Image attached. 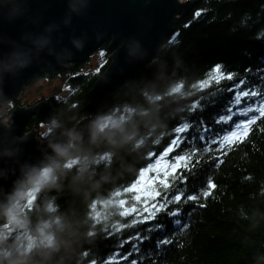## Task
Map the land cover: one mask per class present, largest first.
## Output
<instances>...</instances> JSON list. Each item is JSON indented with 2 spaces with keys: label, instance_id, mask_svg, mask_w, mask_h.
Here are the masks:
<instances>
[{
  "label": "trees",
  "instance_id": "obj_1",
  "mask_svg": "<svg viewBox=\"0 0 264 264\" xmlns=\"http://www.w3.org/2000/svg\"><path fill=\"white\" fill-rule=\"evenodd\" d=\"M185 1L186 11L151 58L94 112L72 118L67 159L76 161L48 166L50 176L31 205L14 213L35 242L27 246L0 230V264L264 259V0ZM109 43L98 48L108 58L96 72L82 71L85 60L41 75H61L69 88L64 97L47 99L57 116L54 130L87 104L116 48ZM106 117L117 122L103 124ZM219 117L223 124L215 122ZM200 118L216 139L205 148L200 135L181 147L197 136ZM147 167L143 188L132 190ZM36 179L4 200L0 228L9 202ZM41 234L45 242L38 241ZM112 252L128 255L112 262Z\"/></svg>",
  "mask_w": 264,
  "mask_h": 264
},
{
  "label": "water",
  "instance_id": "obj_2",
  "mask_svg": "<svg viewBox=\"0 0 264 264\" xmlns=\"http://www.w3.org/2000/svg\"><path fill=\"white\" fill-rule=\"evenodd\" d=\"M187 7L180 0H0V105L42 74L87 60L108 39L116 46L87 104L43 140L25 125L57 119L49 100L16 106L8 124L0 120V205L39 169L62 164L72 118L94 112L150 59Z\"/></svg>",
  "mask_w": 264,
  "mask_h": 264
},
{
  "label": "rangeland",
  "instance_id": "obj_3",
  "mask_svg": "<svg viewBox=\"0 0 264 264\" xmlns=\"http://www.w3.org/2000/svg\"><path fill=\"white\" fill-rule=\"evenodd\" d=\"M180 1L183 2L185 0H180ZM107 58L108 57L104 53V50L97 49L87 58L86 64L83 67L82 71L83 72L98 71L100 66L104 64ZM64 83H65V79L61 75L54 76L51 78L41 77V76L37 77L22 89V91L19 93L17 97L18 102L23 105L28 104V106L26 107H29V106L39 103L40 101L47 100L51 96L55 98H62L69 92V88L65 86ZM11 101L12 100H5L3 103H1L0 116L2 114H6L8 110H10V108L12 107ZM5 118H7V116H4L1 120L3 123H5ZM116 122H117L116 119L110 118V117H106L103 120V124H108V125H112ZM55 127H56L55 120H50L48 122H44L43 124H41L40 127L37 129L38 131L36 133L38 140H42V138L44 139L48 135H50L53 132ZM70 130H71V127L67 131V137H70V134H69ZM29 131H25V133H28ZM75 161L76 159H67L66 157L64 161L62 162V164L68 166V165L73 164ZM147 170L148 169H145L144 171H142L139 177L138 183L134 185L135 187H133L134 189L132 190H140L143 188L144 183H146ZM50 173H51V170H50V167L48 166L45 168L39 169L31 177L23 181L21 186H19V188L16 189L10 196L5 198V199H8L12 195H14L24 185L26 181H28L30 178H32L36 174L37 179L34 185L27 190H21L18 193L16 199L14 201L9 202V204L5 208V212L7 213L6 222L0 228V230L2 231L1 235L3 237H7L10 234H12L11 232H14L15 235L17 236L16 239L19 243L21 242L22 239L27 240V246H30L32 242H35L33 238H31L27 233L24 232V229L22 228L20 223L17 222L14 216V213L17 212L18 210H23L24 207H29L31 205V202L34 199L35 193L37 191V188L40 186V184H42L43 181L49 178ZM4 200H1L0 207H2ZM40 236L41 237L38 239V241L44 242L46 240V237L43 236L42 234Z\"/></svg>",
  "mask_w": 264,
  "mask_h": 264
},
{
  "label": "bare ground",
  "instance_id": "obj_4",
  "mask_svg": "<svg viewBox=\"0 0 264 264\" xmlns=\"http://www.w3.org/2000/svg\"><path fill=\"white\" fill-rule=\"evenodd\" d=\"M41 77H45V76H41ZM237 103V102H236ZM51 104V103H50ZM53 109V108H52ZM96 110V109H95ZM94 110V111H95ZM235 111V114L237 113L238 111V108L237 106L234 107L233 109ZM208 119V118H207ZM57 120V119H56ZM188 122V121H187ZM216 123L218 124H223L225 122V118L223 117H219L216 119L215 121ZM189 123H191V121L189 120ZM187 123V124H189ZM207 123L208 121L207 120H204V119H199L198 122H197V136L194 137H191V138H186L185 140H183L180 144H181V147L183 148H187L189 146H191L193 144V142L197 141L199 136L202 135V137L205 136V148L209 147L213 142L214 140L216 139V136L214 134H212V132L210 131L209 127L207 126ZM164 154H160L158 156L155 157L156 161L154 163V167H157V166H160V164L162 163V158H163ZM147 169H149L147 167ZM134 241H139L140 239V233L137 231L136 234L134 235L133 237ZM45 242V241H44ZM134 252L137 254V252H139V246H137L135 249H134ZM128 255L127 252H112L108 255V258L110 261L112 262H119L121 261L123 258H125L126 256ZM143 256V255H142ZM108 260V261H109ZM89 264H94L95 260L94 261H88Z\"/></svg>",
  "mask_w": 264,
  "mask_h": 264
},
{
  "label": "flooded vegetation",
  "instance_id": "obj_5",
  "mask_svg": "<svg viewBox=\"0 0 264 264\" xmlns=\"http://www.w3.org/2000/svg\"><path fill=\"white\" fill-rule=\"evenodd\" d=\"M12 103H14V106H13V108L14 107H16V106H23V107H26V106H28V104L27 105H23V104H21V103H17V102H14V100H12L11 101ZM13 108H12V110H13ZM12 110H10V112H9V114L7 115V118H5V123L6 124H8L9 123V119H8V117H9V115H10V113H11V111ZM44 122H41V121H37V122H34L33 121V119L32 118H29V120L27 121V123H26V125H25V131H29V130H31L32 128L34 129L33 131L35 132V139H38V137H37V135H36V133H37V129L40 127V125L41 124H43ZM30 124H32V126H31V128L30 129H27L28 128V126L30 125ZM42 140H43V138H42ZM36 175V174H35Z\"/></svg>",
  "mask_w": 264,
  "mask_h": 264
},
{
  "label": "snow or ice",
  "instance_id": "obj_6",
  "mask_svg": "<svg viewBox=\"0 0 264 264\" xmlns=\"http://www.w3.org/2000/svg\"><path fill=\"white\" fill-rule=\"evenodd\" d=\"M195 16H196V14H195Z\"/></svg>",
  "mask_w": 264,
  "mask_h": 264
}]
</instances>
